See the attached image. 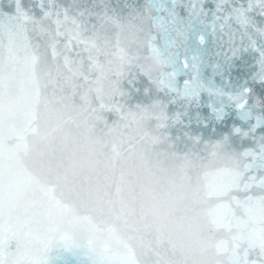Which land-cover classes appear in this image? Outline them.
I'll list each match as a JSON object with an SVG mask.
<instances>
[{"label": "water", "instance_id": "1", "mask_svg": "<svg viewBox=\"0 0 264 264\" xmlns=\"http://www.w3.org/2000/svg\"><path fill=\"white\" fill-rule=\"evenodd\" d=\"M101 100L35 40L0 34V226L34 260L68 241L98 264H224L237 220L262 218L222 198L226 161L196 159Z\"/></svg>", "mask_w": 264, "mask_h": 264}, {"label": "snow or ice", "instance_id": "2", "mask_svg": "<svg viewBox=\"0 0 264 264\" xmlns=\"http://www.w3.org/2000/svg\"><path fill=\"white\" fill-rule=\"evenodd\" d=\"M0 34L35 40L119 119L226 161L222 198L262 218L237 220L224 264H264V0H0ZM14 240L0 226V264H98L68 241L29 259Z\"/></svg>", "mask_w": 264, "mask_h": 264}]
</instances>
